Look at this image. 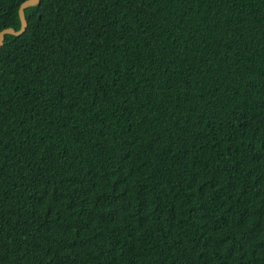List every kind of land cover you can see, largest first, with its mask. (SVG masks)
I'll return each instance as SVG.
<instances>
[{"label":"trees","instance_id":"16d2710c","mask_svg":"<svg viewBox=\"0 0 264 264\" xmlns=\"http://www.w3.org/2000/svg\"><path fill=\"white\" fill-rule=\"evenodd\" d=\"M24 16L0 48V264H264V0Z\"/></svg>","mask_w":264,"mask_h":264},{"label":"water","instance_id":"95a60500","mask_svg":"<svg viewBox=\"0 0 264 264\" xmlns=\"http://www.w3.org/2000/svg\"><path fill=\"white\" fill-rule=\"evenodd\" d=\"M37 1L38 0H26L25 2H23L20 5L19 11H18L19 19H20V28L17 31H15L13 29H6V30L1 31L0 32V48L3 45L4 35L5 34L20 35V34H22L25 31V29L27 27V22H26V19H25V16H24V8L35 4Z\"/></svg>","mask_w":264,"mask_h":264}]
</instances>
